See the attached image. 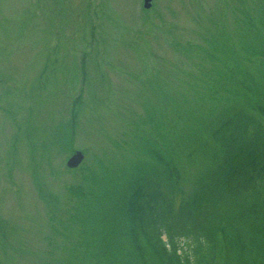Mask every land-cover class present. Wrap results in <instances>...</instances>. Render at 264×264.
<instances>
[{
    "label": "rangeland",
    "instance_id": "rangeland-1",
    "mask_svg": "<svg viewBox=\"0 0 264 264\" xmlns=\"http://www.w3.org/2000/svg\"><path fill=\"white\" fill-rule=\"evenodd\" d=\"M263 5L0 0V264L96 263L100 216L71 187L131 172L171 140L174 109L186 131L242 102L237 83H264Z\"/></svg>",
    "mask_w": 264,
    "mask_h": 264
},
{
    "label": "trees",
    "instance_id": "trees-1",
    "mask_svg": "<svg viewBox=\"0 0 264 264\" xmlns=\"http://www.w3.org/2000/svg\"><path fill=\"white\" fill-rule=\"evenodd\" d=\"M252 82L230 89L240 109L194 117L186 131L174 109L171 140L117 181L71 187L100 216L94 264H264V83ZM177 105L188 118L197 106Z\"/></svg>",
    "mask_w": 264,
    "mask_h": 264
},
{
    "label": "water",
    "instance_id": "water-1",
    "mask_svg": "<svg viewBox=\"0 0 264 264\" xmlns=\"http://www.w3.org/2000/svg\"><path fill=\"white\" fill-rule=\"evenodd\" d=\"M152 5V0H144V6L149 8ZM84 159L82 151L77 150L71 157H69L67 164L70 167H77Z\"/></svg>",
    "mask_w": 264,
    "mask_h": 264
}]
</instances>
